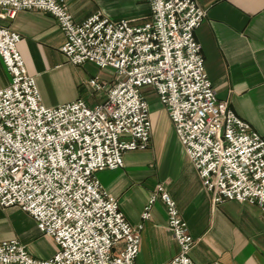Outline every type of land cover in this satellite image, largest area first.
I'll list each match as a JSON object with an SVG mask.
<instances>
[{
  "label": "built area",
  "instance_id": "1",
  "mask_svg": "<svg viewBox=\"0 0 264 264\" xmlns=\"http://www.w3.org/2000/svg\"><path fill=\"white\" fill-rule=\"evenodd\" d=\"M136 1L149 6L146 22L96 13L75 24L62 0H0V19L18 12L49 15L63 35L67 64L91 63L114 78L109 85L87 81L104 92L93 106L76 99L45 107L16 48L20 37L0 27V65L8 77L0 85V207L26 213L56 247L40 260L16 240H2L0 264H134L141 225L129 226L95 174L121 168L126 152L147 149L142 87L156 95L211 204H255L264 213V138L217 100L206 77L193 37L204 11L194 0ZM155 193L178 247L165 264H193L185 222L160 185Z\"/></svg>",
  "mask_w": 264,
  "mask_h": 264
},
{
  "label": "crops",
  "instance_id": "2",
  "mask_svg": "<svg viewBox=\"0 0 264 264\" xmlns=\"http://www.w3.org/2000/svg\"><path fill=\"white\" fill-rule=\"evenodd\" d=\"M62 1L75 24L96 13L110 20L133 19L135 24L149 18L148 4L136 0ZM194 1L204 17L193 37L217 100L226 101L237 117L264 138V0ZM0 27L20 37L16 48L26 73L34 78L43 106L76 99L93 106L103 100L104 92H94L86 83L95 78L109 85L114 79L112 71L97 69L91 63L82 64L85 70L67 64L60 52L64 38L52 17L42 12H18L12 19H0ZM1 69L0 65L2 86L8 77ZM148 114L147 149L126 152L121 168L95 174L100 189L116 200L129 226L141 225L134 264H165L178 251L166 228L164 206L155 193L157 185L174 202L186 224L193 240L188 253L193 264H264V213L255 204H211L178 142L173 157L163 143L153 144L152 134L159 122L174 137L164 109L153 108ZM152 196L155 199L148 218L141 220ZM10 239L40 260L50 258L56 248L26 213L0 207V241Z\"/></svg>",
  "mask_w": 264,
  "mask_h": 264
},
{
  "label": "rangeland",
  "instance_id": "3",
  "mask_svg": "<svg viewBox=\"0 0 264 264\" xmlns=\"http://www.w3.org/2000/svg\"><path fill=\"white\" fill-rule=\"evenodd\" d=\"M76 68H78L80 70H85L86 67H82V65H80V66H76ZM1 70H2V72H4L3 68ZM0 75H1V73H0ZM3 81H5V80H3ZM140 93L144 97V99L147 103L148 111H150L153 108L163 109V107L158 102V99H157L156 95L154 94V92L152 91V89H150L149 87H142L140 89ZM162 127H163V123L159 122V124L157 125L156 133L152 134L153 144L155 145L157 143L158 144L163 143L165 151H167L169 153V157L170 156L173 157L174 152H175L174 147H175L176 139H174L175 137H171V135H170L171 133L167 134L165 131V128L164 127L162 128Z\"/></svg>",
  "mask_w": 264,
  "mask_h": 264
}]
</instances>
